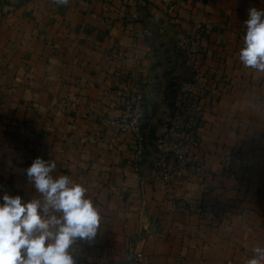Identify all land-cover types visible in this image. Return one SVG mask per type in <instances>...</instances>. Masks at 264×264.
<instances>
[{
  "label": "crops",
  "instance_id": "0c3cea01",
  "mask_svg": "<svg viewBox=\"0 0 264 264\" xmlns=\"http://www.w3.org/2000/svg\"><path fill=\"white\" fill-rule=\"evenodd\" d=\"M250 6L264 0H0V197L43 201L24 171L41 157L100 214L76 264H244L264 246V71L238 58ZM125 90L144 96L141 138L103 121ZM177 113L190 165L169 159L166 178L154 142Z\"/></svg>",
  "mask_w": 264,
  "mask_h": 264
},
{
  "label": "clouds",
  "instance_id": "9594fccd",
  "mask_svg": "<svg viewBox=\"0 0 264 264\" xmlns=\"http://www.w3.org/2000/svg\"><path fill=\"white\" fill-rule=\"evenodd\" d=\"M53 3L66 6L69 0ZM243 25L238 58L245 67L264 71V8L250 6ZM55 169V161L37 157L24 170L43 201L0 197V264H76L73 245L96 237L100 214L87 189L70 176L54 178ZM251 252L244 264H264V246Z\"/></svg>",
  "mask_w": 264,
  "mask_h": 264
},
{
  "label": "built area",
  "instance_id": "2783aa9c",
  "mask_svg": "<svg viewBox=\"0 0 264 264\" xmlns=\"http://www.w3.org/2000/svg\"><path fill=\"white\" fill-rule=\"evenodd\" d=\"M194 43H197L194 42ZM191 45L189 41L182 42L181 46L183 48ZM195 88L193 83H185L181 89V95H179V103L185 101V95L192 93ZM123 95L129 96L131 98V103L123 112L117 116L110 117L107 116L103 118L109 126L117 130L118 132L131 134L137 138H141V131L143 127V122L145 118V105L144 96L140 93H135L134 96L129 90H125ZM183 114L177 113L170 126L167 128L164 134L159 136L154 145L160 152L161 160L159 165L166 169V178L170 177L171 172L169 168L168 160L173 158L175 160V167L177 172H182L187 169L190 165L189 159L186 154V144L191 142L190 137L178 138L179 130L182 128ZM80 243L78 241L76 244ZM143 254L141 252H131L128 256L129 260L142 261Z\"/></svg>",
  "mask_w": 264,
  "mask_h": 264
},
{
  "label": "rangeland",
  "instance_id": "374dc122",
  "mask_svg": "<svg viewBox=\"0 0 264 264\" xmlns=\"http://www.w3.org/2000/svg\"><path fill=\"white\" fill-rule=\"evenodd\" d=\"M182 87L180 88V91H181Z\"/></svg>",
  "mask_w": 264,
  "mask_h": 264
}]
</instances>
